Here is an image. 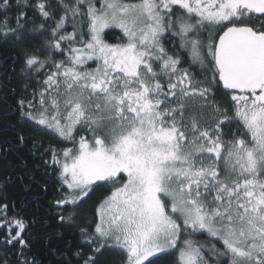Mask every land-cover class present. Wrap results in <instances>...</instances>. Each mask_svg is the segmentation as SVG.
Wrapping results in <instances>:
<instances>
[{"label":"snow or ice","instance_id":"6c2138e0","mask_svg":"<svg viewBox=\"0 0 264 264\" xmlns=\"http://www.w3.org/2000/svg\"><path fill=\"white\" fill-rule=\"evenodd\" d=\"M13 7L21 10L10 16ZM29 7L53 25L44 59L25 52V67L53 70L33 99L18 101L21 116L72 144L45 149L60 183L54 204L69 211L94 185L111 188L94 229L79 228L91 254L78 250L76 264H97L104 249L120 250L122 264H154L171 249L174 264H264V0H0L4 38H29ZM110 28L120 42L106 41ZM167 33L189 51L188 67L169 54ZM214 86L230 94L231 109L215 101ZM81 129L91 139L77 140ZM0 201V244L19 245L16 264H37L26 255L35 220ZM197 233L222 247L205 249Z\"/></svg>","mask_w":264,"mask_h":264},{"label":"trees","instance_id":"16d2710c","mask_svg":"<svg viewBox=\"0 0 264 264\" xmlns=\"http://www.w3.org/2000/svg\"><path fill=\"white\" fill-rule=\"evenodd\" d=\"M15 4V0H10ZM29 4L34 0H28ZM54 2V0H53ZM21 9L13 7L10 16H15ZM62 12L56 11L55 16L59 18ZM27 16L31 20L26 25V33L29 38L22 42H14L4 38L5 28L0 27V146L9 147V152L5 154L0 151V197H6L11 205L15 202L17 210H21V215L26 221L35 223L31 227V233L26 238L31 243V250L26 255L31 261L33 258L37 264H76L79 257L75 253L82 249L86 254H91V249L85 246V241L80 235L79 228L87 227L91 232L97 222L96 208L100 202L110 194V186L98 184L93 186V190L84 199L78 208L69 206V211L57 208L53 197L58 196L55 174L50 167L51 153H45V149L52 147L59 151L65 147H72L68 141H61L53 132L35 125L33 121L21 116L18 101L27 97L34 98V93L43 87V80L46 74L53 69L45 66L39 72L25 67V52L44 59L47 54L46 43L50 39V26L53 21L45 22L31 7L27 11ZM43 25V27H41ZM14 27L15 25H11ZM258 26V25H257ZM35 30V31H33ZM66 30L72 31L71 22L66 24ZM105 39L108 43L120 42L122 34L114 28L105 31ZM208 33H203L201 39L207 41ZM165 47L169 49V54L178 51L181 56V68H186L191 64L189 51L180 48V39L171 33L164 37ZM67 47L66 44L63 45ZM206 53V49L204 50ZM55 60L64 59L59 53H54ZM88 67L95 68L94 63ZM194 71L200 72L198 65L194 66ZM211 79V73L208 74ZM198 78H200L198 76ZM213 97L221 108L231 109L232 102L230 94H225L222 86L219 90L213 87ZM36 96L35 100L38 101ZM198 103V101L194 102ZM38 107V104H37ZM235 124L226 127V133L234 131ZM91 139L90 134L81 129L76 133ZM24 137V142L20 143L19 137ZM231 138L226 136L225 139ZM37 147H33V144ZM44 154V155H42ZM13 179L4 185L6 177ZM22 177V179H21ZM27 186V187H25ZM3 202V201H0ZM52 202V203H50ZM73 215L72 223L60 222L58 215ZM11 211L9 216H11ZM47 221V223H45ZM7 229H0V241L4 239ZM207 234H195L194 239L209 247L210 244H217L222 247L216 239L207 237ZM183 237H181L182 243ZM71 241V244H68ZM19 245L16 248L0 244V264L5 261L8 264H16L21 259L18 255ZM178 249H171L166 253L159 254V258L154 260V264H174L177 258ZM97 264H122V255L118 249H104L96 257Z\"/></svg>","mask_w":264,"mask_h":264},{"label":"flooded vegetation","instance_id":"af4514ba","mask_svg":"<svg viewBox=\"0 0 264 264\" xmlns=\"http://www.w3.org/2000/svg\"><path fill=\"white\" fill-rule=\"evenodd\" d=\"M50 167L51 168H55V166H53V165H51L50 164ZM53 171V173L55 174V172H54V170H52ZM54 180H55V183L57 184L55 187H57V194L58 195H60V192H59V188H60V183H59V181H58V179H57V176H56V174H55V178H54Z\"/></svg>","mask_w":264,"mask_h":264},{"label":"rangeland","instance_id":"374dc122","mask_svg":"<svg viewBox=\"0 0 264 264\" xmlns=\"http://www.w3.org/2000/svg\"><path fill=\"white\" fill-rule=\"evenodd\" d=\"M94 2H96V6L97 7H99V5H100V3H102V0H94ZM111 29V28H110ZM115 29V28H114ZM106 30H108V29H106ZM105 30V31H106ZM117 31H119L120 32V30L119 29H116ZM121 33V32H120ZM122 34V33H121ZM180 39V38H179ZM93 64L94 62H92V61H89L88 62V64ZM94 67H96V64L94 63ZM97 220H98V217H97ZM215 239V238H214ZM208 247H205V249H207Z\"/></svg>","mask_w":264,"mask_h":264}]
</instances>
